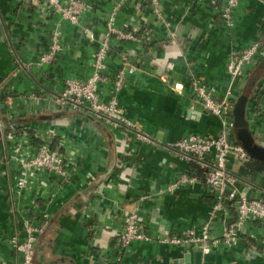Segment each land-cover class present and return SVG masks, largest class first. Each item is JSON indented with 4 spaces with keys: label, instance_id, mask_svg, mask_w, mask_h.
<instances>
[{
    "label": "crops",
    "instance_id": "0c3cea01",
    "mask_svg": "<svg viewBox=\"0 0 264 264\" xmlns=\"http://www.w3.org/2000/svg\"><path fill=\"white\" fill-rule=\"evenodd\" d=\"M85 1L87 11L74 25L43 0H0V129L10 124L54 128L57 140L52 147L63 142V151L73 161L70 168L74 167L59 188L52 174L38 171L28 172L31 184L17 191L16 181L24 174L6 159L9 142L0 141V264L20 259L10 238L22 237L21 208L29 207L35 196L50 214L35 244L41 264H264L253 247L258 221L248 224L237 246H217L206 256L197 247L169 246L155 239L166 230L179 233L199 227L211 208V193L202 182L165 190L180 173L200 175L196 163L180 159L166 144L186 133L213 136L220 129L216 116L193 103L191 76L214 84L220 92L231 87L235 102L244 96L246 126L253 141L264 147V58L245 66L233 82L226 73L231 49L264 42V0H239L231 28L219 16L222 0H162L168 25L154 16L145 0ZM116 3L120 7L113 16L115 26L147 32L149 43L114 37L106 57L108 80L97 90L107 99L123 58L137 64L116 95L126 116L137 121L153 143L129 140L125 130L111 129L89 112L63 109L43 99L59 92L67 78L84 80L90 74L91 54ZM57 24L63 49L55 62L27 67L46 50ZM84 30L92 32V40ZM175 84L178 91L172 89ZM120 143H126L127 155L119 171L112 162L121 157L116 150ZM233 169L238 189L248 196L264 193V168L249 170L246 163ZM143 193L151 198L140 202ZM134 205L150 240L135 241L121 254L116 236L123 226L122 211ZM220 227L216 219L210 232L218 234Z\"/></svg>",
    "mask_w": 264,
    "mask_h": 264
},
{
    "label": "built area",
    "instance_id": "2783aa9c",
    "mask_svg": "<svg viewBox=\"0 0 264 264\" xmlns=\"http://www.w3.org/2000/svg\"><path fill=\"white\" fill-rule=\"evenodd\" d=\"M37 0H26L27 3H35ZM55 12L59 13L62 19L71 24H77L79 18L87 11L88 5L85 0H43ZM239 0H222L219 16L226 27L233 26V11ZM152 9L154 16L168 25L163 16L161 8L162 0H145ZM120 7L116 3L106 20V30L95 50L91 54V72L84 79L67 78L63 88L43 98L50 104L70 110H82L89 112L98 120H101L111 129L125 130L130 134L129 140H136L143 143H153L154 140L141 125L125 114L124 108L120 105L117 93L126 83V75L137 70L138 65L123 58L122 65L118 68L114 79L111 95L103 99L97 90L98 84L108 80L105 73L106 57L110 48L111 40L128 39L149 43L147 32L136 33L133 30H123L115 26L113 16ZM59 24L50 35L49 44L45 51L33 62L26 66L51 64L55 62L58 53L63 49L60 42ZM90 40L93 39L90 30H84ZM170 36L174 34L169 32ZM258 58H264V42L254 40L242 48H233L229 51L226 62V73L230 82L242 76L243 69L247 65L254 64ZM193 103L196 107L209 114L216 116L220 122V129L216 135H204L202 133H186L179 139L169 142L166 147L174 150L180 159L186 162H194L201 169L200 175H192L187 172L180 173L165 190L172 192L182 185H192L196 182L204 183L211 193L212 202L207 219L199 227L186 228L179 233L170 230L155 239L169 246L185 245L197 247L206 256L213 248L221 246L229 249L237 246L240 236L248 233V224L258 221L260 227L255 236L254 250L257 255L264 258V193L259 196H248L244 191L237 188V177L233 168H239L249 160L250 156L238 144L234 134V120L232 116L235 100L232 97V88L227 87L220 92L217 86L212 83L203 82L196 76H191L188 81ZM172 89L179 90L175 84ZM29 96H34L30 94ZM11 129L4 135V140L9 142V150L6 159L17 163L24 176L16 181L17 191L27 188L31 177H26L38 171H45L52 174L57 180L56 187L67 182L74 172L70 165L73 161L70 155L63 151V142H58L55 147L52 144L57 140L54 128H23ZM250 131V130H249ZM251 133V132H250ZM35 139L38 143H35ZM67 148H71L67 145ZM121 157L113 161V166L119 171L124 167L123 157L127 155L126 143L116 146ZM163 190H159L162 193ZM38 193V190H35ZM37 197V199H36ZM151 194L139 195L140 202L150 199ZM39 197L35 196L29 207L22 206V237L13 236L10 238L11 246L20 259L15 264H38L35 262V244L38 237L43 234L48 226L50 214L43 209L38 202ZM138 206L123 209V226L116 236V247L119 253H123L135 241H149L150 236L145 230L147 225L140 216ZM221 220V227L218 234L213 235L210 231L214 220Z\"/></svg>",
    "mask_w": 264,
    "mask_h": 264
},
{
    "label": "water",
    "instance_id": "95a60500",
    "mask_svg": "<svg viewBox=\"0 0 264 264\" xmlns=\"http://www.w3.org/2000/svg\"><path fill=\"white\" fill-rule=\"evenodd\" d=\"M244 96L238 97L233 108V120H234V134L238 144L247 152V154L256 160L264 162V147L256 144L253 141L252 135L246 126L244 118ZM113 167V162H112ZM188 259V255H185V260Z\"/></svg>",
    "mask_w": 264,
    "mask_h": 264
},
{
    "label": "trees",
    "instance_id": "16d2710c",
    "mask_svg": "<svg viewBox=\"0 0 264 264\" xmlns=\"http://www.w3.org/2000/svg\"><path fill=\"white\" fill-rule=\"evenodd\" d=\"M7 130H8L7 128H3L2 130H0V141L4 140V135L6 134ZM246 163L248 165L249 170H256V169L261 170L264 168V162H260L253 158H249V160ZM246 163L244 164V166L246 165ZM198 170L201 173V169L198 168Z\"/></svg>",
    "mask_w": 264,
    "mask_h": 264
},
{
    "label": "rangeland",
    "instance_id": "374dc122",
    "mask_svg": "<svg viewBox=\"0 0 264 264\" xmlns=\"http://www.w3.org/2000/svg\"><path fill=\"white\" fill-rule=\"evenodd\" d=\"M7 128H8V131L11 130V129H13V128L18 129L16 124H10V125L7 126ZM2 129H3V128H1L0 130H2ZM36 242H37V241H36ZM16 254H17V253H16ZM33 259L35 260L36 263L41 264V263H39V262L37 261L35 255H34V258H33Z\"/></svg>",
    "mask_w": 264,
    "mask_h": 264
}]
</instances>
